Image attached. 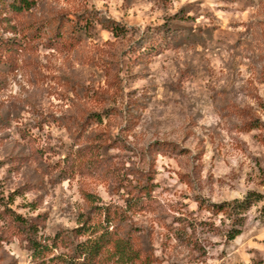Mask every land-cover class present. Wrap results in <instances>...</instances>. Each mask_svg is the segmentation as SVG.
Masks as SVG:
<instances>
[{
    "label": "rangeland",
    "instance_id": "obj_1",
    "mask_svg": "<svg viewBox=\"0 0 264 264\" xmlns=\"http://www.w3.org/2000/svg\"><path fill=\"white\" fill-rule=\"evenodd\" d=\"M127 180L151 189L124 224L150 256L106 264H264V0H40L0 19V264H36L27 236L75 240L93 204L124 208ZM249 191L228 239L207 204Z\"/></svg>",
    "mask_w": 264,
    "mask_h": 264
},
{
    "label": "trees",
    "instance_id": "obj_2",
    "mask_svg": "<svg viewBox=\"0 0 264 264\" xmlns=\"http://www.w3.org/2000/svg\"><path fill=\"white\" fill-rule=\"evenodd\" d=\"M38 1L40 0H0V19L7 14H20L28 11ZM82 25L86 29L88 22ZM112 30L118 33L122 31V28L113 26ZM163 37L162 40L166 43L167 40ZM139 51L138 57L145 54L156 55L160 48L152 43L143 45L142 50ZM170 149L169 144L159 143L154 147V153H166ZM124 186L129 194L125 207L111 208L93 204L89 212L82 214L79 225L70 231L75 240L70 241L67 235L55 234L46 239L48 242H41L35 237L27 236L26 241L32 261L36 264H106L113 256L118 257L122 262L143 259V256L144 258L149 257V252L141 246L138 237L131 228H126L124 224L127 220V211L135 212L149 207L151 189L149 185H132L128 180ZM262 197L260 193L249 191L241 199L223 200L207 204V207L230 220L232 225L226 234L228 239H233L241 232L245 213L253 202ZM261 211L264 213V205ZM12 220L27 228L29 233H36L32 224H28L22 216L12 213ZM61 247L67 250L61 251Z\"/></svg>",
    "mask_w": 264,
    "mask_h": 264
}]
</instances>
